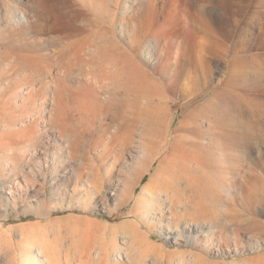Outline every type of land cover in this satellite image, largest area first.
<instances>
[{
  "label": "bare ground",
  "instance_id": "6f19581e",
  "mask_svg": "<svg viewBox=\"0 0 264 264\" xmlns=\"http://www.w3.org/2000/svg\"><path fill=\"white\" fill-rule=\"evenodd\" d=\"M70 1L16 0L19 7L25 10L29 21L21 23L15 29L21 31L27 26L34 45L48 29L54 31L53 36L54 33L57 34L52 38L61 42L66 38L69 42V39L80 35L68 25V22L73 23L78 18L76 13L68 10L73 4ZM157 1L87 0L96 9L104 11L99 28L107 29L114 38V26L117 25L118 34L128 40L124 47L118 46L127 60L118 64L116 61L102 60L97 64L101 75H92V78L85 80L87 85L94 88L90 96L78 91L85 89V84L78 83L77 91H70L71 97L86 100L77 116L63 108L58 109L64 95H69L68 87L60 81L53 85V92L50 93L49 88L45 92V95H51V104L47 106L46 101H41L42 86L39 84L36 66L40 54L34 49L30 57L34 70L33 73L26 74L18 62L26 57L13 55L6 48L5 37L9 29L0 25V188L8 187L15 198L34 203L28 213L39 219H48L57 209H75L71 199L66 206L60 204L64 195L80 198L72 199L79 206L87 208V213L88 210L100 209L98 207L101 205L96 204L97 198L108 194L113 205L107 211L111 217L114 215L112 212L118 214L134 200L125 214L132 219L118 225H108L85 217L71 218L70 220H74V227H85L93 238L76 237L63 258L60 257L61 251L56 240H39L37 230L30 226L25 228L22 235L24 249L21 254H4L0 256V260H7L6 263L12 264H216L194 252L188 255L166 254L164 247L153 243V234L143 231L145 227L151 228L154 223L158 225L160 235L175 233V236L170 237L175 243L181 241V237L189 239L193 236L204 253H208L210 246L217 252L232 251V245L235 252L263 247L264 237L260 233L263 223L249 218L240 220L242 217L232 215L229 220L222 222L213 215L217 209L224 207L216 193L209 194L207 201L210 204L206 206L209 212L205 211L203 199L199 198V185L202 177L207 176L206 180L208 179L207 169L191 156L196 152L195 149L190 154H185L183 150L184 145L200 144L201 141L185 134L177 135L170 141L168 138L172 133L173 122L170 117H167L156 143L146 146L141 140H137L139 144L135 146L140 147L134 149L122 164L118 163L116 156L112 157L111 152L117 141L124 143L127 140L133 144L135 134L139 137L143 134L141 131L135 133L132 125L134 122H130L129 114L108 107L110 92L107 90L110 89L117 95L133 97L134 92L151 91L150 87L154 85L164 95L158 79L151 77V70L159 71L160 65L165 61L166 69L172 73L162 70L161 74L167 83L164 88L171 90L182 74V52L190 47L192 37L189 34L193 32L191 28L195 22L200 27L204 26L203 20L195 13L198 0H159L160 8L157 7ZM183 9H189L187 16L182 15ZM43 12L50 13L53 23L51 28H46ZM159 17L163 18L162 22H159ZM65 19L73 22L66 20V26ZM185 19L190 24V30L180 33ZM60 23H64L63 29L56 28ZM205 29L208 28L202 30ZM178 33L180 42L170 55L165 46H169L168 42ZM153 90L157 91L155 88ZM40 101L45 105L44 108L39 107ZM224 103L225 101L221 104ZM188 105L189 102L184 106ZM28 106L30 108H26ZM46 106L49 108L45 109ZM213 110L211 114L216 109ZM190 118L192 120L188 122H181L180 130H191L196 126L195 120L198 118H193L192 115ZM74 121L76 123L70 130L69 123ZM220 121L222 120L215 117L205 119L210 131L216 129ZM41 123L44 129L42 133L48 134L44 140L40 136ZM121 130L124 138L120 136ZM214 139V135H211L202 145L206 149L220 151L212 152L213 161L220 169L225 170L224 166L228 162L224 155L226 149H219V144ZM167 148V155L159 160L158 152ZM91 152L97 156L89 157ZM155 162V171L136 194L139 182L150 172ZM102 166H105L104 174L99 172ZM221 190L227 192L224 188ZM48 198L51 200H46ZM89 204H93L94 208L90 209ZM104 205L102 203L103 209ZM222 210L224 213V208ZM262 214L264 215V210ZM244 238L248 240L246 246ZM232 264H264V254Z\"/></svg>",
  "mask_w": 264,
  "mask_h": 264
},
{
  "label": "rangeland",
  "instance_id": "374dc122",
  "mask_svg": "<svg viewBox=\"0 0 264 264\" xmlns=\"http://www.w3.org/2000/svg\"><path fill=\"white\" fill-rule=\"evenodd\" d=\"M198 1L195 13L199 19L203 20L204 26L200 27L195 22L194 27L191 28L193 32H189V36L192 37L190 47L182 52L180 66L182 74L171 90L164 88L167 83L161 74L162 70H167L165 61L160 65L159 71L151 70L153 74L151 77L158 79L164 95L154 85L150 87L151 91L134 92L133 97L117 95L112 90H107L110 92L108 107L110 106L113 110L120 109L129 114L130 122H134L132 125L135 133L141 131L143 134L141 137L135 134L133 144L127 140L124 143L117 141L111 154L112 157L118 158L119 164H122L134 149L140 147L135 146L139 144L137 140H141L146 146L153 145L160 139V132L163 130L167 117H170L173 121L172 133L168 138L170 141L180 134L189 135L201 141L200 144H186L183 150L187 154L195 149L196 152H193L191 156L207 169L208 179L206 180L207 176L202 177L199 185V198L203 199L202 206H205H203L205 211H207L206 206L210 204L209 200L207 201L209 194L216 193L220 201L222 200L220 203L224 205L222 208L225 211L223 213L222 208H219L213 214L218 220L220 219L219 221L229 220L230 215L237 216V218L242 217L240 220L249 218L259 221L263 223L260 233L264 237V215L262 214L264 210V0ZM71 2L73 4L69 5L71 7L68 10L76 13L78 18L76 22L65 19L64 23L73 22H68L69 27L76 29L80 35L69 39V42L66 38L62 42L52 38L54 31L48 29L39 36L40 38L34 45L33 38L28 35L27 26L22 29L23 31L9 30L5 41L6 48L13 55L26 57L25 60L18 61L26 74L33 73L34 65L30 57L34 49L38 51L40 60L36 66L40 78L39 84L42 86L41 101H46L47 106L51 104L52 97L45 95V92L48 88L50 93L53 92V85L60 81L68 87L69 95H64V101L62 100L61 104L58 103L60 104L58 109L63 108L66 112L77 116L78 110L82 108L86 100L71 97L70 91H77L78 83L85 84L86 88L78 91L85 96H90L94 88L87 85L86 78L101 75L97 64L102 60L116 61L117 64L126 61V57L120 53L118 46L124 47L128 40L118 34L117 25L114 26L116 31L114 38L110 36L111 33L107 29L98 27L101 14L104 13L103 9H96L95 6L87 3V0H71ZM157 7H161L159 0ZM77 9L82 10L79 12ZM188 11L189 9H183L182 15L187 16ZM49 16L50 13L43 12V18H45L43 22L46 28H51L53 24ZM162 21L163 18L159 17V22ZM183 22L180 33L190 30L188 20L185 19ZM64 23H60L62 28L59 24L56 28L63 29ZM201 28L208 29L202 30ZM180 33L175 34L174 38L168 42L169 46H165L170 55L180 42ZM55 35L57 34L54 33L53 37ZM153 88L157 91L155 92ZM224 101L225 105L221 104ZM188 102V107H185L184 105ZM40 103L39 107L44 108L45 105L43 103L40 105ZM47 106L45 109L49 108ZM213 109H216V112ZM212 110L214 114H211ZM191 115L193 118H198L195 120L196 126L191 130H180L181 122L192 120ZM203 117L205 119L215 117L222 121L216 125V129L210 131ZM75 123V121L69 123L68 128L71 130ZM42 125L43 123L39 125V129L40 136L44 140L48 134L42 133L44 130ZM211 135H214L219 149H226L224 155L227 156L228 162L224 166L225 170L220 169L219 165H215L213 161L212 152L220 153V151L206 149L202 145ZM120 136L124 138L122 130ZM168 151L167 148L158 152V159L167 155ZM91 156L96 157L97 154L91 152L89 157ZM156 165L155 162L150 172L145 174L139 182L136 194L150 179ZM99 172L104 174L105 166L100 167ZM221 188L227 192L222 191ZM63 198L64 200L60 201L62 206H66L71 199V204L75 209H57L48 219H39L28 213L34 203L29 200L22 202L21 198H15L14 193L9 191L8 187L0 188V256L8 253L12 256L21 254L24 249L22 235L25 228L30 226L37 230L39 240L49 242L56 240L61 251L60 257L63 258L76 237L93 238L85 227H74V220H70L71 218L85 217L108 225H118L132 219L125 214L134 204V200L118 214H115V211L112 212L114 215L111 217L107 211L113 205L108 199V194L97 198L96 204L101 205L98 207L100 209L88 210L87 213L85 212L87 208L79 206L76 201L80 198L72 197L75 200L68 195H64ZM101 202L105 203L104 209ZM89 205L90 209L94 208L93 204ZM46 224L48 225L45 226ZM143 231L152 233L153 243L161 248L164 247L166 254L188 255L194 252L198 254L197 256L216 264H232L264 254V245L258 250L243 249L240 252H235L233 245L232 251L224 250V252H217L210 246L208 253H204L193 236L189 238L190 241L186 237H181V241L175 243L170 237L176 234L160 235L156 223L151 228L145 227ZM247 241L244 238V246L247 245ZM6 262L7 260H0V264H12Z\"/></svg>",
  "mask_w": 264,
  "mask_h": 264
},
{
  "label": "clouds",
  "instance_id": "9594fccd",
  "mask_svg": "<svg viewBox=\"0 0 264 264\" xmlns=\"http://www.w3.org/2000/svg\"><path fill=\"white\" fill-rule=\"evenodd\" d=\"M28 17L16 0H0V25L13 30L21 23H27Z\"/></svg>",
  "mask_w": 264,
  "mask_h": 264
}]
</instances>
